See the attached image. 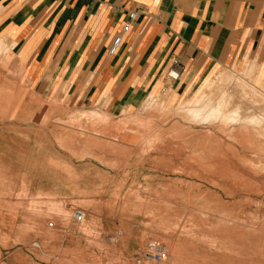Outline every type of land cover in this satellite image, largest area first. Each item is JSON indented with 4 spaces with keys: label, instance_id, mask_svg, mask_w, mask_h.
<instances>
[{
    "label": "rangeland",
    "instance_id": "rangeland-1",
    "mask_svg": "<svg viewBox=\"0 0 264 264\" xmlns=\"http://www.w3.org/2000/svg\"><path fill=\"white\" fill-rule=\"evenodd\" d=\"M210 75L182 103L152 96L116 116L0 77V264H264V191L237 190V145H251L232 135L260 116L264 142V74L235 61ZM222 96L217 119L185 108ZM246 153L264 169V146Z\"/></svg>",
    "mask_w": 264,
    "mask_h": 264
},
{
    "label": "crops",
    "instance_id": "crops-1",
    "mask_svg": "<svg viewBox=\"0 0 264 264\" xmlns=\"http://www.w3.org/2000/svg\"><path fill=\"white\" fill-rule=\"evenodd\" d=\"M116 35L121 45L109 55ZM174 61L177 79L167 75ZM235 61L258 63L264 74V0H0V77L14 80L12 93L24 83L116 116L152 96L182 103ZM249 119L232 135L252 150L264 142ZM205 139L225 149L219 130ZM247 150L237 145L236 188L264 191V169L252 155L247 167ZM217 158L212 165L226 166Z\"/></svg>",
    "mask_w": 264,
    "mask_h": 264
},
{
    "label": "bare ground",
    "instance_id": "bare-ground-1",
    "mask_svg": "<svg viewBox=\"0 0 264 264\" xmlns=\"http://www.w3.org/2000/svg\"><path fill=\"white\" fill-rule=\"evenodd\" d=\"M231 78H232L231 76H227V75L225 76V79L226 80H228V79L230 80ZM223 96L220 97V98H218L217 100H214V101L212 99H210V98H203L201 100H198L197 99L195 101V104H194L193 107H185V108H187V110L192 114V116L194 118H201V119H203L205 121L211 119L212 117H214V119H217V117H220L222 115L223 108L225 107V105L228 102ZM238 115H239V111H238V109H235V110H232V112L230 113V115H223V116L226 117L229 120H236ZM256 115H257V113H256ZM250 119L249 120L252 123H254V125H255V123H258L260 121V116L251 117Z\"/></svg>",
    "mask_w": 264,
    "mask_h": 264
},
{
    "label": "built area",
    "instance_id": "built-area-1",
    "mask_svg": "<svg viewBox=\"0 0 264 264\" xmlns=\"http://www.w3.org/2000/svg\"><path fill=\"white\" fill-rule=\"evenodd\" d=\"M128 27H129V23H125L124 24V30H127L128 29ZM121 36L120 35H116L113 39H112V41H111V43H110V45H109V47H108V54L109 55H114L115 53H117V51H118V49H119V47H120V45H121ZM167 75L169 76V77H171L172 79H177L178 77H179V72H178V70H177V62L176 61H174L173 62V65H172V67L168 70V72H167ZM84 212L82 211V210H78V211H76V213L74 214V216H73V220L77 223V224H80V223H82L83 222V219H84ZM118 234H120V233H118ZM148 254L150 255V256H152V258H158V259H162L163 258V251L162 250H160L158 247H156V248H154V251L152 252V251H150V252H148Z\"/></svg>",
    "mask_w": 264,
    "mask_h": 264
}]
</instances>
